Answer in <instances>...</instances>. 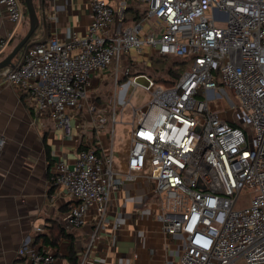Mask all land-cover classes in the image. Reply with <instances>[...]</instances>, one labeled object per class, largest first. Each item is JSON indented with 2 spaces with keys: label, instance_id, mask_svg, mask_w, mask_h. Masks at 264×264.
<instances>
[{
  "label": "built area",
  "instance_id": "1",
  "mask_svg": "<svg viewBox=\"0 0 264 264\" xmlns=\"http://www.w3.org/2000/svg\"><path fill=\"white\" fill-rule=\"evenodd\" d=\"M89 1L85 35H51L30 45L15 68L0 70V82L23 91L35 112L53 119L65 135L73 132L72 111L86 102L92 77L112 72L109 115L97 113L95 120L98 131L110 124V143L102 152L88 145L73 161L61 157L54 165V182L75 199L68 226L85 224L93 209L92 243L112 193L143 174L162 230L181 237L179 264H264V0H137L147 5L143 12L129 0ZM0 8L15 24L26 19L21 0H0ZM130 11L135 15L127 19ZM13 37L0 36V55ZM142 54L146 60L184 58L190 67L184 66L174 86H163L133 73ZM137 87L150 98L134 106ZM226 91L235 98L234 117L214 107ZM129 105L131 144L126 168L119 170L117 107L122 121ZM5 145L1 136L0 159ZM18 255L27 264H59L56 253L30 240Z\"/></svg>",
  "mask_w": 264,
  "mask_h": 264
},
{
  "label": "crops",
  "instance_id": "2",
  "mask_svg": "<svg viewBox=\"0 0 264 264\" xmlns=\"http://www.w3.org/2000/svg\"><path fill=\"white\" fill-rule=\"evenodd\" d=\"M37 10L41 20L43 16L46 20L41 21L36 32H47L45 38L57 35L68 40L74 34L83 36L92 18L89 0H39ZM27 30L26 19L15 24L0 8V36L14 34L0 59ZM145 55H138L137 60L145 59ZM112 82L113 88L108 90ZM114 89L110 69L94 75L89 95L98 101H87L72 111L74 129L71 135H65L53 119L35 112L23 91L0 82V137L6 138L0 159V264H27L18 255L26 240L56 253L59 264H70L71 245L79 264L84 257L85 264H179L181 237L162 230L156 218L158 205L151 201V185L143 174L135 181H124L112 193L104 227L92 243L96 225L93 209L82 226L67 224L75 199L54 182V165L61 157L73 161L77 151L88 145L102 152L110 143L109 133L98 131L95 120L97 113L109 115ZM92 105L96 111L90 110ZM130 131L131 126L126 127L127 139L117 147L113 139L119 170L126 168Z\"/></svg>",
  "mask_w": 264,
  "mask_h": 264
},
{
  "label": "rangeland",
  "instance_id": "3",
  "mask_svg": "<svg viewBox=\"0 0 264 264\" xmlns=\"http://www.w3.org/2000/svg\"><path fill=\"white\" fill-rule=\"evenodd\" d=\"M36 6L38 7L39 5V0H35ZM129 3H132L134 5L135 8H138L140 11H144L147 7V5L145 3H140L137 0H129ZM135 15V12H127L126 13V17L128 19V17L130 18L131 16ZM155 20V17L151 16L148 20L149 23H153V21ZM127 23V22H126ZM27 25L29 26L28 23V19H27ZM39 34V35H38ZM37 32L31 37V39L28 41L27 46H29V44H32L36 41H39L41 39H44L47 36V32L44 33H38ZM22 37H19L15 44L21 39ZM14 44V45H15ZM13 45V46H14ZM12 46V47H13ZM26 48H24L18 55V59L19 60L21 58V56L23 55V53L25 52ZM149 50V51H148ZM11 51V50H10ZM9 51V52H10ZM145 53L146 52H150L152 53H156L153 49H147L145 48L143 50ZM8 52V53H9ZM7 53V54H8ZM153 55V54H152ZM155 57V58H154ZM153 59L150 58L148 60L146 59H139L138 61V65L132 67V70H143L144 72H146L147 74L151 75L152 78L155 81H160V80H164V79H169L172 77V73H169V68H171L172 70L176 71L177 70V64H175V59H164V58H158L156 56H154ZM4 58V57H3ZM145 60V61H144ZM190 65L187 67V65L185 66V68H189ZM113 88V82L112 84L109 85L108 90ZM134 88V86L132 87V89ZM228 94L223 95V97L221 99H219L218 103H214V107L223 112L225 115H227V117H234L235 114V110L231 109L230 105L231 102L235 103V98L234 95H232L229 91ZM90 94V93H89ZM88 94V98L86 100L87 101H91V102H95L98 101V99H91L90 95ZM150 98V95L148 92H146L143 88L141 87H137L136 88V92L135 95L132 99V105L134 106H139L144 104L148 99ZM102 98H99V100ZM107 101V99H105ZM86 102L84 101V104H86ZM111 106V104H110ZM117 112H118V122L115 125V147L119 146L121 143H123L124 141H126L127 139V135H126V127H130L131 126V121H132V115H131V107L130 105L126 107L125 109V113L123 116L122 121L120 120V116H121V112H120V107H117ZM110 130V124H107L106 127L103 129V133L108 134ZM151 201H155L153 198L151 199ZM246 201V202H244ZM244 203L248 202V198L243 200ZM233 264H245V262L243 260H238Z\"/></svg>",
  "mask_w": 264,
  "mask_h": 264
},
{
  "label": "water",
  "instance_id": "4",
  "mask_svg": "<svg viewBox=\"0 0 264 264\" xmlns=\"http://www.w3.org/2000/svg\"><path fill=\"white\" fill-rule=\"evenodd\" d=\"M23 2L26 8L27 17H28V23H29L28 30L25 33V35L13 46L11 51L4 58L0 59V70L7 68V67L15 68L17 64L14 61V59L24 48L27 49L30 45L34 43H42L48 39V38L41 39L27 46L28 41L31 39L33 34L39 28L41 21L43 20V22L45 23L46 19L43 16L41 20L34 0H23ZM21 63L22 61L20 62V64ZM138 81L141 83H144L143 79H139Z\"/></svg>",
  "mask_w": 264,
  "mask_h": 264
},
{
  "label": "trees",
  "instance_id": "5",
  "mask_svg": "<svg viewBox=\"0 0 264 264\" xmlns=\"http://www.w3.org/2000/svg\"><path fill=\"white\" fill-rule=\"evenodd\" d=\"M22 3L24 4L23 0H21ZM35 1V0H34ZM36 4V3H35ZM25 11H26V8H25ZM28 17H27V12H26V21H27ZM36 33V32H35ZM34 33V34H35ZM33 34V35H34ZM21 37V36H20ZM16 42V41H15ZM15 44V43H14ZM19 55V54H18ZM18 55L16 56V58L14 59V61H16V59H18ZM158 58H164V57H161V56H156ZM155 58V57H154ZM164 59H167V58H164ZM175 59V64H177V70L174 71L172 70L171 68H169V73H172L170 75H172V77L169 79H164V80H160V81H156L158 84H161L163 86H174L177 82V80L179 79V76L181 74V71L182 69L184 68L185 64L187 63L186 59L184 58H173ZM20 60V59H19ZM19 60H17L16 62H18ZM126 64L130 65V62H126ZM145 73L147 74L146 72H144L143 70H139V71H134L133 73L135 74H138V73ZM149 75V74H148ZM150 77H152L151 75H149ZM127 79L126 76L122 77L121 80H125ZM68 260L70 262V264H79V257L77 255V252L76 250L74 249V246L71 245L70 249H69V255H68Z\"/></svg>",
  "mask_w": 264,
  "mask_h": 264
}]
</instances>
